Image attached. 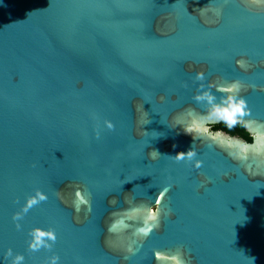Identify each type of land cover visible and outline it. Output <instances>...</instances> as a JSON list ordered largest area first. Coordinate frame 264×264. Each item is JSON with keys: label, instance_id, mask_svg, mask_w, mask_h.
<instances>
[{"label": "water", "instance_id": "95a60500", "mask_svg": "<svg viewBox=\"0 0 264 264\" xmlns=\"http://www.w3.org/2000/svg\"><path fill=\"white\" fill-rule=\"evenodd\" d=\"M204 90L264 132V4L0 0V264H264V156L168 155Z\"/></svg>", "mask_w": 264, "mask_h": 264}, {"label": "clouds", "instance_id": "9594fccd", "mask_svg": "<svg viewBox=\"0 0 264 264\" xmlns=\"http://www.w3.org/2000/svg\"><path fill=\"white\" fill-rule=\"evenodd\" d=\"M254 2L264 4V0H254ZM241 63V61H237ZM196 77L198 80L204 79V73L202 71L197 72ZM202 89L204 85L200 86ZM229 91H239L240 84L239 82H233L228 86ZM196 100H206L209 104V108L206 112L200 113L198 115H193L191 112L188 115L191 117L190 121L185 123L181 120H177V125L183 128V132L192 137L191 144L187 150L177 151L174 155H171L175 160H188L193 162L194 167L199 168L202 165V161L199 159H194L197 156L196 149L194 147V141L196 139H202L203 137H208L212 141H216L217 145L225 150H227L228 155L237 160H244L247 158L249 152H253L256 155L264 156V132L251 131L248 133L254 143H248L245 140H242L239 137L225 135L224 130L221 127L216 126V122L221 123L224 128L229 130L235 128L239 125L241 128H246L249 121L242 119L245 115L248 114L246 108V101L243 97H236L235 95H229L227 99L221 103H216L215 97L208 91L204 90L201 93H198L195 97ZM107 127L112 128L114 125L111 122H107ZM99 136V132H97ZM176 145L174 144L173 147ZM154 151L159 152L158 149ZM166 192L167 189H164ZM162 194V193H161ZM79 195V193H77ZM37 198L40 200L46 199L43 193L37 192L36 196L30 197L27 200L25 211L28 207H31L37 202ZM159 203V200H157ZM153 212L156 211L155 207L152 209ZM33 240L30 242V247L32 249L39 248L42 244L45 247H50L47 241L42 238L47 236L51 240H55V235L53 231H43L39 228L35 229L32 233ZM174 261V264H184V262L179 258V256H173L171 258ZM23 260V256L18 255L15 258L14 264L16 262ZM59 260L58 256H52L50 258V264H57Z\"/></svg>", "mask_w": 264, "mask_h": 264}, {"label": "trees", "instance_id": "16d2710c", "mask_svg": "<svg viewBox=\"0 0 264 264\" xmlns=\"http://www.w3.org/2000/svg\"><path fill=\"white\" fill-rule=\"evenodd\" d=\"M216 126L223 128V130H225L229 133L241 135L242 137H244L248 141L252 140V138L249 137L248 132L246 131V128H241L239 125H237L235 128H233L231 130L224 128V126L221 123L216 124Z\"/></svg>", "mask_w": 264, "mask_h": 264}, {"label": "flooded vegetation", "instance_id": "af4514ba", "mask_svg": "<svg viewBox=\"0 0 264 264\" xmlns=\"http://www.w3.org/2000/svg\"><path fill=\"white\" fill-rule=\"evenodd\" d=\"M225 131V130H224ZM227 132V131H226ZM229 133V132H228ZM230 134H232V133H230ZM232 135H238V134H232ZM238 136H241V135H238ZM242 137V136H241Z\"/></svg>", "mask_w": 264, "mask_h": 264}, {"label": "snow or ice", "instance_id": "6c2138e0", "mask_svg": "<svg viewBox=\"0 0 264 264\" xmlns=\"http://www.w3.org/2000/svg\"><path fill=\"white\" fill-rule=\"evenodd\" d=\"M161 196H163V193L161 194Z\"/></svg>", "mask_w": 264, "mask_h": 264}]
</instances>
